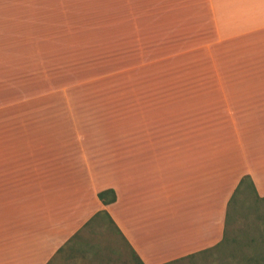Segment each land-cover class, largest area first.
<instances>
[{"label": "crops", "instance_id": "1", "mask_svg": "<svg viewBox=\"0 0 264 264\" xmlns=\"http://www.w3.org/2000/svg\"><path fill=\"white\" fill-rule=\"evenodd\" d=\"M24 11L0 5V264L73 262L106 233L113 259L157 264L220 240L241 177L264 197V0H162L135 50L148 83L130 93L147 117L179 118L129 139L45 136L74 121L41 87V58L28 61L42 49ZM99 211L128 247L104 221L83 229Z\"/></svg>", "mask_w": 264, "mask_h": 264}, {"label": "rangeland", "instance_id": "2", "mask_svg": "<svg viewBox=\"0 0 264 264\" xmlns=\"http://www.w3.org/2000/svg\"><path fill=\"white\" fill-rule=\"evenodd\" d=\"M0 5L24 8L20 15L26 22L27 40L35 38L42 49L34 57L27 55L28 61L33 63L35 57L41 58V87L57 89L59 108L67 106L68 114L70 110L72 115L74 123H61L57 132L45 136L129 139V136H149L158 126L173 124V117L177 119L179 109L153 110L163 115L147 117L145 108L136 107V95L130 93V87L148 83L147 68L133 65L138 62L135 50L137 42L141 45L145 40L147 28L150 32L155 28L162 0H0ZM110 235L106 233L98 239L114 244ZM169 255L171 258L177 254ZM86 256L73 262L62 259L59 264H133L113 257L106 261ZM193 262L202 264L199 258Z\"/></svg>", "mask_w": 264, "mask_h": 264}, {"label": "trees", "instance_id": "3", "mask_svg": "<svg viewBox=\"0 0 264 264\" xmlns=\"http://www.w3.org/2000/svg\"><path fill=\"white\" fill-rule=\"evenodd\" d=\"M97 198L103 205L111 204L115 200L111 189L98 192ZM103 221L111 227L112 232L120 236L128 247L105 211L95 213L83 225V229L92 223ZM76 236L77 234L71 238V241ZM97 245V243H88L89 251L82 252L80 257L85 258L87 254H91L86 257L102 260L101 256L103 255H99V253H103L104 250V258L106 261H110V249H108L110 246L105 243ZM126 253L123 251L117 253L115 259L122 263L132 261L133 264H142L131 249ZM198 258L202 264H264V197L257 196L248 176L240 178L226 203L220 240L212 247L165 264L183 261L195 264L193 260Z\"/></svg>", "mask_w": 264, "mask_h": 264}]
</instances>
